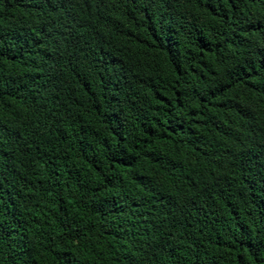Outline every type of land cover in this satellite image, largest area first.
<instances>
[{"label":"trees","instance_id":"16d2710c","mask_svg":"<svg viewBox=\"0 0 264 264\" xmlns=\"http://www.w3.org/2000/svg\"><path fill=\"white\" fill-rule=\"evenodd\" d=\"M0 264H264V0H0Z\"/></svg>","mask_w":264,"mask_h":264}]
</instances>
